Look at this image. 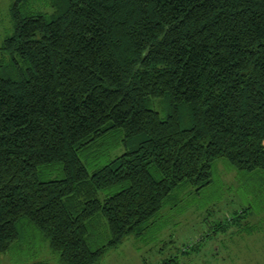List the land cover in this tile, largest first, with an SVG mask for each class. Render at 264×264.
<instances>
[{
    "label": "trees",
    "instance_id": "16d2710c",
    "mask_svg": "<svg viewBox=\"0 0 264 264\" xmlns=\"http://www.w3.org/2000/svg\"><path fill=\"white\" fill-rule=\"evenodd\" d=\"M51 7L14 0L2 46L11 58L0 65V253L28 227L59 264H100L177 192L213 185L222 159L256 195L214 228L254 233L248 218L264 210V0Z\"/></svg>",
    "mask_w": 264,
    "mask_h": 264
},
{
    "label": "rangeland",
    "instance_id": "374dc122",
    "mask_svg": "<svg viewBox=\"0 0 264 264\" xmlns=\"http://www.w3.org/2000/svg\"><path fill=\"white\" fill-rule=\"evenodd\" d=\"M27 1L31 11L47 15L52 12L51 0ZM13 3L14 0H0L1 66L8 65L11 58L2 46L14 33ZM243 175L223 159L218 161L213 185L199 192L195 187L177 192L142 236L126 237L100 264H164L171 258L175 259L173 264H264V210L248 218L249 224L257 227L254 233L241 232L234 225L225 231L214 228L256 195L253 183H245ZM258 201L261 200L252 203L255 208ZM24 231L26 238L0 253V264H59V256L46 240H41L36 228L26 227ZM185 247L189 248L186 252Z\"/></svg>",
    "mask_w": 264,
    "mask_h": 264
}]
</instances>
